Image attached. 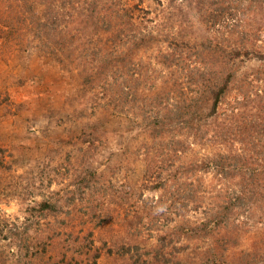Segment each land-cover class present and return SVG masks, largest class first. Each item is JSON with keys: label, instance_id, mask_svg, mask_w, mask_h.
<instances>
[{"label": "rangeland", "instance_id": "374dc122", "mask_svg": "<svg viewBox=\"0 0 264 264\" xmlns=\"http://www.w3.org/2000/svg\"><path fill=\"white\" fill-rule=\"evenodd\" d=\"M252 1L255 7L249 8ZM252 1L245 3L247 6L237 20L230 21L231 25L226 20L214 27L207 22L212 17L204 16L193 0H175L164 12L158 0H143V3L81 0L74 3L76 8L80 5V11L82 8L84 19H77L65 28L75 35L71 47L64 45L65 39L60 37H57L60 43L49 45L35 41L31 30L27 47H5L0 37V247L10 255L20 250L15 232L24 227L29 208L47 198L58 200L64 208L58 220L52 217L50 224L42 227L59 233V239L49 246L47 254L41 255L43 263L64 259L73 264H122L117 246L125 243L150 247L156 244L157 234L181 223H196L217 198L234 194L239 178H224L210 159L219 153H243L251 157L253 154L252 162L263 163L260 150L264 146V0ZM60 2L64 11L71 7L70 1ZM149 4L158 11L156 15L148 17L146 11H141ZM132 8L139 10L142 22L148 24V28L142 26L143 47L134 46L131 50L126 47L133 68L143 70V76L134 83L138 95L144 98L130 100L121 109L120 105L115 106L121 103L119 98H114L115 83L107 90L92 85L85 87L78 66L91 70L96 66L94 52L106 51L118 43L113 41L114 33L106 31V26L95 27L98 13L103 10L112 15L121 14L124 18L119 17V22H126ZM37 9L41 13L44 7L40 5ZM119 22L114 23L115 28ZM210 40L226 49L246 46L248 53L237 57L234 64L238 69L234 86L240 87L221 103L215 116L196 122L200 123L196 139L186 138L187 134L181 136L187 152L175 153L173 140L177 139L179 130L175 123L166 133V145L151 148L149 124L157 109L144 111L143 104L156 100V95L170 88L173 81L161 63L163 54L173 51L172 46L177 42L202 48ZM221 64H216L220 70ZM165 103L164 100L161 110ZM93 122L102 127L99 140L92 146L82 143L79 135L83 127ZM192 164L197 168L193 167L196 170L189 179H193L194 187L199 190L202 204L199 209L194 207V202L185 207L179 197H167L164 189L151 188L156 182L151 173L156 168L163 172L164 179H171L175 172H182ZM88 170L98 174V186L109 194L101 205V218L93 222L76 212L69 216L66 212L72 207L65 204L74 180ZM184 178H187L185 174ZM161 197L169 217L159 221L155 230L149 228L148 222L141 223L140 232L135 235L130 220L139 212L143 200L156 205ZM241 212L238 222L242 227L230 242L227 257L230 261L244 251L264 253V201L259 206L248 204ZM70 231H74V238H79L75 246L67 241ZM90 242H93L91 253H85L83 245ZM207 244L208 241H201L190 245L180 255L183 263L204 264L202 256ZM95 248H99V257H93Z\"/></svg>", "mask_w": 264, "mask_h": 264}, {"label": "trees", "instance_id": "16d2710c", "mask_svg": "<svg viewBox=\"0 0 264 264\" xmlns=\"http://www.w3.org/2000/svg\"><path fill=\"white\" fill-rule=\"evenodd\" d=\"M60 1L0 0V37L4 46L8 48L17 45L27 47L30 42L28 33L31 30L34 33L35 41L38 39L39 42L49 45L50 42L60 43V40L57 41V37H60L65 39L64 45L71 47L76 40L74 39L75 35L65 28H68L77 19H84L82 8L80 11V5L79 8H76L77 4L74 3H79L81 0H67L70 1L71 7L65 11ZM158 1L162 12H164L175 0ZM193 1L200 6V11L204 16L212 17L213 20L207 19V22H211L215 27L226 20L231 25L230 21L237 20L240 11L244 6H247L245 3L252 0ZM141 2L143 3V0ZM40 5L44 7L41 13L37 9L40 8ZM248 7L254 8V1L248 4ZM137 9L132 8V13H127L129 18L126 22H119V17L124 18L121 14H110L113 11L112 8L110 13L101 10L96 19L97 24L94 23L95 27L106 26V31L114 33L113 41L118 43L106 51L100 53L95 51L93 58H96V66L91 70H88L87 67L81 69V65L78 66L85 87L92 85V87H101V89L107 90L110 84L115 83L117 95H114V98H119L121 102L115 106L120 105L121 109H125L130 100L135 102V100L139 101L144 98L138 95L139 92L135 89L134 83L143 76V70L133 68L132 56L130 51L126 50V47L131 50L134 46L139 49L144 45L145 40L142 38L144 28L142 26L148 28V24L145 25L142 22ZM141 11H146L145 16L148 17L158 13L157 10H153L152 4L144 6ZM88 16L90 17V13H86V17ZM91 16L93 17L94 14ZM117 21L119 27L115 28L114 23ZM124 28L125 31L122 32ZM145 32H147L146 29ZM172 47L173 51L164 53L161 61L171 73L173 81L169 85L170 88L157 94L156 100L154 99L150 103L144 101L143 105L144 111H150L149 108L157 109L155 117L149 124V135L153 141L151 148L166 145V133L169 131L170 125L175 123L179 130L177 139L173 140V144H175L173 147L175 153H178L179 151L187 152L182 145L181 136L187 134L186 138L192 136L193 139H196L200 131L198 127L200 123L196 122L206 121L215 116L221 103L226 101L236 88L240 87L234 86L238 71L234 64H236V58L246 52V46L226 49L219 42L210 40L206 41L202 48L191 46L183 41L173 44ZM218 62H222L221 70L216 67ZM137 73L138 77H136ZM243 80L245 81L247 78ZM164 100L166 105L161 110ZM101 127L102 125L96 122L87 124L83 127L79 139L84 144L95 145L99 140L98 134ZM188 131L190 132L188 133ZM191 133L193 134L190 135ZM260 153L264 156V146ZM250 157L251 155L245 156L243 153L235 155L219 153L212 157L210 162L220 175L224 178H239V186L234 194H230L228 198L221 196L217 198L211 203L209 209L205 210V216L196 223H181L171 230L157 234L156 244L150 247L143 248L139 244L128 245L125 243L117 246L122 264H184L180 255L186 252L190 245H196L201 241L209 242L202 256L204 264H264V253L259 250L244 251L239 256L232 257L231 261L227 258L231 247L230 242L234 238L233 234L242 227V224L238 222L240 219L238 214H241L248 204L259 206V203L264 201V159L263 163L252 162L253 154ZM193 167L196 166L192 164L185 170H181L182 172H175L171 179H164L163 172L156 168V171L151 173H154L156 179L151 188L153 190L164 189L167 197H179L178 199L183 200L182 205L185 207L194 202V207L199 209L202 206L198 199L199 190L194 187L193 179H189L192 171L197 168ZM150 169L153 170V168ZM184 174L187 176L186 179ZM98 182V174L91 170L81 173L74 180V188L69 190L65 196V204L72 207L66 212L69 216L76 212L81 217H88L91 222L95 218H101L100 211L103 212L101 205L109 194L107 190L98 186ZM159 200L156 205L149 200H143V204L139 206V212L130 220V226L135 227V235L140 232L138 226L141 223L148 222L149 228L155 230L159 226V221L164 217H169L164 211L163 198L161 197ZM63 208L58 200L47 198L31 206L24 227L15 232L19 239L17 245L20 250L17 249V252L10 255L0 247L1 264H7L8 261L14 264H73L72 261L65 262L64 259L43 263V256H41L47 254L49 246L59 239V233L53 232L51 228L42 227L45 223L50 224V218L57 219ZM63 222L66 223V221ZM68 234L67 241L74 246L77 245L79 238H74V231H70ZM91 234L93 235L92 231ZM218 242L221 243L218 245ZM92 243L83 245L85 253H91ZM100 255L99 248H95L93 257Z\"/></svg>", "mask_w": 264, "mask_h": 264}]
</instances>
